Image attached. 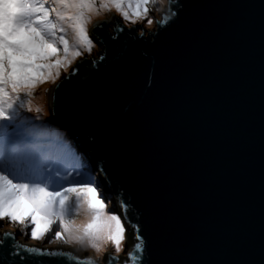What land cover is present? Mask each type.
<instances>
[{
  "label": "water",
  "instance_id": "1",
  "mask_svg": "<svg viewBox=\"0 0 264 264\" xmlns=\"http://www.w3.org/2000/svg\"><path fill=\"white\" fill-rule=\"evenodd\" d=\"M163 7L155 29L126 25L116 12L95 24L101 50L51 86L50 117L116 196L128 250L143 236L151 264L177 241L186 245L180 259L254 260L264 230V0ZM36 248L77 259L21 251L23 262L10 260L5 244L0 261L107 264L116 255Z\"/></svg>",
  "mask_w": 264,
  "mask_h": 264
},
{
  "label": "snow or ice",
  "instance_id": "2",
  "mask_svg": "<svg viewBox=\"0 0 264 264\" xmlns=\"http://www.w3.org/2000/svg\"><path fill=\"white\" fill-rule=\"evenodd\" d=\"M166 2L171 0H0V219L15 224L20 235L39 241L51 229V238L86 242L95 251L110 242L116 255H109L107 264H151L145 256L143 236L135 237L137 242L125 258H119L125 250L122 242L127 229L120 214L105 212L107 196L96 171L86 180L70 179L71 172L62 175V157H53L44 143L50 133L34 126L25 109L33 111L38 85L54 82L61 69L67 72L76 58L92 51L94 41L88 25L94 16L114 10L126 23L145 21L151 25V7ZM65 142L73 143L67 138ZM88 167L93 168L90 162ZM74 209L77 213L87 211L90 220L78 224L71 219ZM125 215H130L127 205ZM15 236L16 232L0 235V246H9L10 260L23 262L26 256L21 251L77 259L71 253L19 244ZM185 246L175 242L157 264H201L178 258ZM232 264H264V230L257 258Z\"/></svg>",
  "mask_w": 264,
  "mask_h": 264
},
{
  "label": "rangeland",
  "instance_id": "3",
  "mask_svg": "<svg viewBox=\"0 0 264 264\" xmlns=\"http://www.w3.org/2000/svg\"><path fill=\"white\" fill-rule=\"evenodd\" d=\"M157 9H160V10L157 11ZM164 11H165V9L163 7V4L157 3L151 7V10L149 11V14H148L152 18L153 23L151 25H148L145 23V21H138V22H142L144 28L155 29V20L158 19L159 17L161 18V15H162V13H164ZM114 12H115L114 10H110L106 13H102L98 17L94 16L92 18V22L88 25V29H89V34H90V36H92V39L94 41V47L92 48V51L90 53L84 52L83 55H87V56L90 54L97 55L98 50H101V46H100L99 41H97L96 39L93 38V27L100 20L108 19L110 17V15ZM122 22L126 25L129 24L123 20H122ZM80 58L81 57L76 58V60L73 62V64L75 62H77ZM70 67H69V69H70ZM65 73L66 72L63 69H61L59 77L56 78L54 82L52 80H48L47 82L37 86V88L34 90V96L32 98L33 111L27 112V110L25 109V115L32 118V123L34 126H36L37 128L44 129L50 133L49 138L44 141L45 144L53 146L56 143V144H58V146L62 147L63 149H67V151H69V150L72 151V157H74L73 164L76 163V164L80 165V167L75 168V167H71L70 165L67 164L66 166H64L60 169L61 174L63 175L67 172H71V176L69 177L70 179L79 178V179H85L86 180V179L90 178L91 173L90 174L86 173L87 177H85L83 175L81 166L85 165V163H86V165H88V163L90 162L89 160H88V162H86L88 157L86 156V161H85V157L82 158L81 155H77L75 150L73 151V149H72L73 143H66L65 142V138L72 141V140H74V137L70 136V138H69V136H67L68 133L66 132V130H64L61 126H59L57 123H55L54 120L50 117L49 109H48L49 108L48 92H49L51 86L53 84H55L60 79V77L63 76ZM37 107H39L41 109L40 113H37L35 111V108H37ZM44 122H51V124H45ZM81 151L84 155H86L83 152L84 150H81ZM91 165L93 166V168H91V169H94L96 171L97 176L101 175L100 173L99 174L97 173L98 169L95 168L96 166L94 164H91ZM73 169L74 170L76 169V170L74 171ZM100 181L103 185L102 193L105 196H107V199H105V204H106L105 212L108 214H113V213L117 214V212H118V201H117L116 196L106 187L104 179L100 178ZM65 186H67V185H65ZM71 219H74L78 224H83V223H87L90 220V216H89L88 212L83 210V209L80 210L79 213H77L76 210L74 209ZM5 230H9L11 232H16L15 238L17 241L18 240H25L26 242H29L30 244H32L34 246L45 244L47 247H50V248L54 244L62 245L65 247H73V249L77 253L82 254V255H84V253H85L88 255V257H96L100 261H102L104 259L105 251L109 250L110 252L114 253L112 250V246H111L110 242L104 244L100 251H95L92 248L88 247L86 242H84V243H80L77 241L64 242L61 239H53V238H51V229L49 231L43 233L42 234L43 238L39 241L34 240V239H29L26 234L20 235L17 232V226L15 224H9V223H6L3 219H0V231L3 232ZM25 232H26V229H25ZM43 239H45V240H43ZM122 243H123V246H126V247H124L125 250L122 252L126 253V251L128 250V246L126 245L125 240Z\"/></svg>",
  "mask_w": 264,
  "mask_h": 264
},
{
  "label": "trees",
  "instance_id": "4",
  "mask_svg": "<svg viewBox=\"0 0 264 264\" xmlns=\"http://www.w3.org/2000/svg\"><path fill=\"white\" fill-rule=\"evenodd\" d=\"M67 136H69V138H70V135L69 134H67ZM72 142H73V147H72L73 151L75 150V152L77 153V155H81L82 158L85 157V161H86V155H84L82 153V151L78 148V146L76 145V142L74 140H72ZM47 150L51 152V154L53 155V157H57V156L62 157L63 162H62L61 168L64 167V166H66L67 164L70 165L71 167H75V168H79L80 167V165H78L76 163L73 164L74 157H72V151H67V149H63L62 147L58 146V144H56V143L53 146L48 145ZM88 160H89V158L87 159L86 162H88ZM81 167H82L83 175L85 177H87L86 173L90 174L91 171L94 170V169L89 168L88 165H86V163H85V165H82ZM97 173H98V171H97ZM99 176H98L99 178L103 179V176L102 175H99Z\"/></svg>",
  "mask_w": 264,
  "mask_h": 264
},
{
  "label": "bare ground",
  "instance_id": "5",
  "mask_svg": "<svg viewBox=\"0 0 264 264\" xmlns=\"http://www.w3.org/2000/svg\"><path fill=\"white\" fill-rule=\"evenodd\" d=\"M18 242H21V243H27V244L30 245V243H29V242H26L25 240H18ZM36 247L50 248V247H47L45 244H43V245H38V246H36ZM51 248H66V249H69V250H71V251H73V252H76V251L73 249V247H65V246L57 245V244L52 245ZM76 253H77V252H76ZM78 254H79V253H78ZM81 255H82V254H81Z\"/></svg>",
  "mask_w": 264,
  "mask_h": 264
}]
</instances>
